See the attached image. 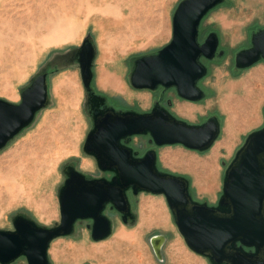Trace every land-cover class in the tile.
Segmentation results:
<instances>
[{"label":"rangeland","instance_id":"374dc122","mask_svg":"<svg viewBox=\"0 0 264 264\" xmlns=\"http://www.w3.org/2000/svg\"><path fill=\"white\" fill-rule=\"evenodd\" d=\"M180 1L0 0V97L20 102L22 89L43 69L51 96L33 124L0 151V229L13 228L18 214L44 226L58 224L59 190L68 165L105 175L83 150L92 120L77 48L87 37L93 41L94 84L109 102L149 110L160 92L134 88L130 72L135 58L157 52L172 39ZM261 27L264 0H225L200 25L201 41L212 31L220 38L217 55L202 59L209 68L198 82L205 97L193 102L169 93L178 116L202 122L217 115L222 122L219 138L207 151L181 144L154 147L160 169L187 176L193 197L209 204L218 202L225 169L248 133L264 125V61L246 69L235 66L236 53L251 45L252 33ZM149 138L134 137V146L147 149ZM129 198L133 220L124 222L107 209L113 230L99 241L91 236L92 221L79 220L74 233L52 241L50 264H212L189 248L164 195L129 191ZM156 236L164 238L160 255L152 243ZM13 264L28 262L22 256Z\"/></svg>","mask_w":264,"mask_h":264},{"label":"water","instance_id":"95a60500","mask_svg":"<svg viewBox=\"0 0 264 264\" xmlns=\"http://www.w3.org/2000/svg\"><path fill=\"white\" fill-rule=\"evenodd\" d=\"M224 1L181 0L173 14L172 39L157 52L135 58L130 84L136 89L175 88L183 99L202 100L206 94L198 82L209 71L202 59L217 55L220 38L212 31L201 41L200 25ZM95 56L96 47L87 37L75 54L87 91L91 90ZM261 60L264 27L252 33L249 47L236 53L235 66L246 69ZM48 79L46 69L36 74L22 89L20 102L0 97V151L50 105ZM91 106L94 121L83 150L95 159L99 170L113 175L91 176L68 165L59 190L60 222L48 227L27 215H16L13 228L0 229V264H13L22 256L28 264H50L52 241L74 233L79 220L92 221L94 240L109 237L113 226L105 212L107 205L119 211L124 222L134 219L129 191L164 195L189 248L212 264H264V125L248 133L225 169L218 202L209 204L193 197L187 176L160 169L155 148L138 156L128 143L134 135H149L156 146L181 144L207 151L222 131L217 115L191 122L158 101L144 112L114 105L98 108L94 102ZM154 239L160 255L164 238Z\"/></svg>","mask_w":264,"mask_h":264},{"label":"flooded vegetation","instance_id":"af4514ba","mask_svg":"<svg viewBox=\"0 0 264 264\" xmlns=\"http://www.w3.org/2000/svg\"><path fill=\"white\" fill-rule=\"evenodd\" d=\"M82 45V44H81ZM80 45V46H81ZM95 63V59L93 60V72H94V76H93V80H92V83H91V90H89V91H87V89L85 88V86H84V83H83V86H84V88H85V90H86V93H87V99H88V102H89V105H90V110H91V120H92V126H93V111H92V106H91V104L94 102V103H96L97 105H99V107L98 108H103L105 105H114L117 109H131V110H137V111H140V112H144V111H149V110H151V108L154 106V104H155V102H160L162 105H164V106H166L167 108H169L170 110H171V104H172V99L169 97V93L172 91L174 94H176L177 95V92H176V90H175V88H169V89H167V88H164V87H162V86H160L157 90H159V99H157L155 102H154V104H153V106L149 109V110H140V109H136V108H133V107H129V106H121V107H119V106H117L116 104H113V102H109L108 101V98H107V94L105 93V92H103V91H101V90H99L97 87H96V85L94 84V79H95V70H94V64ZM79 70H80V74H81V68H80V66H79ZM81 78H82V74H81ZM82 82H83V80H82ZM178 96V95H177ZM179 97V96H178ZM179 98H181V97H179ZM101 99H105V102L104 103H101V101H99V100H101ZM183 99V98H182ZM90 100V101H89ZM184 100H186V99H184ZM189 101V100H188ZM172 111V110H171ZM175 114V113H174ZM177 115V114H176ZM178 116V115H177ZM180 117V116H179ZM181 118H183V117H181ZM186 119V118H185ZM188 120V119H187ZM190 121V120H189ZM203 122V121H202ZM92 128V127H91ZM90 128V129H91ZM136 136H145V135H134V136H132L131 138H130V141H129V145L130 146H132L133 148H134V150L135 151H138L139 152V155L138 156H142L148 149H150V148H154L156 145L154 144V143H151L150 142V144H151V146L150 147H148L147 149H140V148H138V147H136V146H134V137H136ZM149 141H150V138L148 139V144H149ZM105 173V175L106 176H111V175H113V173L112 172H104ZM87 174V173H86ZM107 209H110V210H115V211H117L116 209H114V208H111V205H107V207H106V209H105V212H106V210ZM119 214H120V216H121V218H122V220H123V217H122V214L119 212V211H117ZM109 216V215H108ZM89 221H91V220H89ZM129 221H130V219H129ZM112 226H113V223H112ZM249 249V248H248Z\"/></svg>","mask_w":264,"mask_h":264},{"label":"bare ground","instance_id":"6f19581e","mask_svg":"<svg viewBox=\"0 0 264 264\" xmlns=\"http://www.w3.org/2000/svg\"><path fill=\"white\" fill-rule=\"evenodd\" d=\"M3 5H4V4H3ZM3 10H4V9H3ZM56 39H57V38H54V39L47 38V39H46V42H52V41H55ZM207 164H208V167L205 165V170H206V171H207V168H210V166H211L210 162H208ZM202 168H203V167H202ZM208 176H209V175H208ZM208 176H207V177H208ZM209 178H210V177H209ZM147 212H148V211H147ZM153 242H154V245L156 246L158 241H157V239H154Z\"/></svg>","mask_w":264,"mask_h":264},{"label":"crops","instance_id":"0c3cea01","mask_svg":"<svg viewBox=\"0 0 264 264\" xmlns=\"http://www.w3.org/2000/svg\"><path fill=\"white\" fill-rule=\"evenodd\" d=\"M122 82H123V81H122ZM122 82H121V83H122ZM123 83H124V82H123ZM123 85H124V84H123ZM120 89H122V88H120ZM121 91H122V90H121ZM124 91H125V90H124Z\"/></svg>","mask_w":264,"mask_h":264}]
</instances>
